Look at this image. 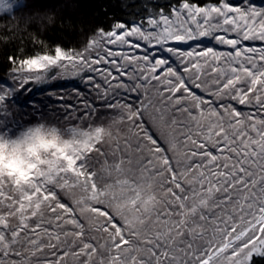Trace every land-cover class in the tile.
Segmentation results:
<instances>
[{"label":"snow or ice","instance_id":"snow-or-ice-1","mask_svg":"<svg viewBox=\"0 0 264 264\" xmlns=\"http://www.w3.org/2000/svg\"><path fill=\"white\" fill-rule=\"evenodd\" d=\"M17 9L0 264H264V4L0 0ZM58 18L73 40L45 39Z\"/></svg>","mask_w":264,"mask_h":264},{"label":"trees","instance_id":"trees-1","mask_svg":"<svg viewBox=\"0 0 264 264\" xmlns=\"http://www.w3.org/2000/svg\"><path fill=\"white\" fill-rule=\"evenodd\" d=\"M31 2V0H30ZM78 2L81 4H87L92 2V0H59V3H73ZM257 4H264V0H256ZM70 11V10H68ZM68 11H64V15L68 14ZM28 14L27 9H17L14 13H11L9 15L0 14V32H2L6 26H12L15 27L17 20ZM19 35V33H17ZM62 39L64 41H70L74 39V33L64 27L62 29L61 23L59 18L56 19V21L50 25L45 33V39ZM24 41L25 44H27L29 50H31V44H30V37L25 33L24 35ZM15 43V41L13 42ZM6 50V46L3 44H0V77H3L5 74V68H6V61L4 60V53Z\"/></svg>","mask_w":264,"mask_h":264}]
</instances>
